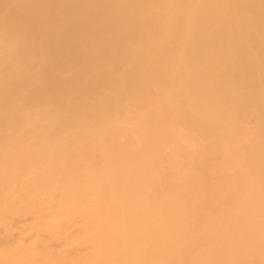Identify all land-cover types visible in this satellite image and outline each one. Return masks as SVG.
<instances>
[{"label": "bare ground", "instance_id": "6f19581e", "mask_svg": "<svg viewBox=\"0 0 264 264\" xmlns=\"http://www.w3.org/2000/svg\"><path fill=\"white\" fill-rule=\"evenodd\" d=\"M0 264H264V0H0Z\"/></svg>", "mask_w": 264, "mask_h": 264}]
</instances>
